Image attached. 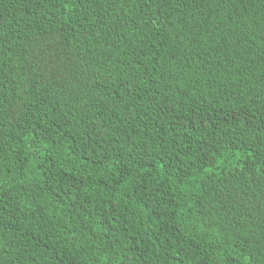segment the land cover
Instances as JSON below:
<instances>
[{
	"label": "trees",
	"instance_id": "16d2710c",
	"mask_svg": "<svg viewBox=\"0 0 264 264\" xmlns=\"http://www.w3.org/2000/svg\"><path fill=\"white\" fill-rule=\"evenodd\" d=\"M0 264H264V0H0Z\"/></svg>",
	"mask_w": 264,
	"mask_h": 264
}]
</instances>
